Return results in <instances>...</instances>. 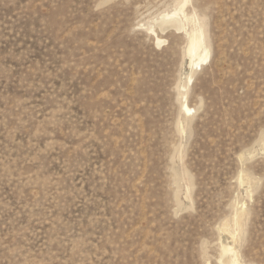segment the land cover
<instances>
[{
  "label": "rangeland",
  "instance_id": "1",
  "mask_svg": "<svg viewBox=\"0 0 264 264\" xmlns=\"http://www.w3.org/2000/svg\"><path fill=\"white\" fill-rule=\"evenodd\" d=\"M182 1L0 0V264H264V0H189L194 72Z\"/></svg>",
  "mask_w": 264,
  "mask_h": 264
},
{
  "label": "bare ground",
  "instance_id": "2",
  "mask_svg": "<svg viewBox=\"0 0 264 264\" xmlns=\"http://www.w3.org/2000/svg\"><path fill=\"white\" fill-rule=\"evenodd\" d=\"M188 3L189 0H184L179 3L178 10L174 12L163 13L160 17L157 18L156 26L163 33L167 32L171 28H174L176 30H184V28H186V24L187 26L192 25V29L190 28V31H187V34L189 36V46L187 53L190 58V66L194 72L195 68H199L210 58V50L206 46V31L204 25L200 22L197 16L189 18V16L185 12V7ZM157 42H162V40L158 36ZM189 80H192V76L189 77ZM182 111L187 116L190 115V113L193 111V109L188 105L186 97L184 98V102L182 103ZM242 221L243 220L241 214L236 213L233 218V224L224 226V231L229 233L233 237L234 241H236L237 239V236L235 235V229H241V226L243 224ZM220 260L222 264H240L241 262L239 258V252L237 251L236 247L223 243L220 245Z\"/></svg>",
  "mask_w": 264,
  "mask_h": 264
}]
</instances>
